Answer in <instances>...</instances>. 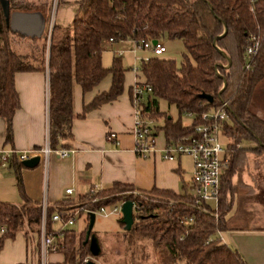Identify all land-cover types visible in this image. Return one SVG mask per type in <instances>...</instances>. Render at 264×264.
I'll return each instance as SVG.
<instances>
[{
    "label": "trees",
    "instance_id": "trees-1",
    "mask_svg": "<svg viewBox=\"0 0 264 264\" xmlns=\"http://www.w3.org/2000/svg\"><path fill=\"white\" fill-rule=\"evenodd\" d=\"M6 1L10 13L29 11L20 0ZM51 2L45 0L42 6L48 11L43 15L46 30ZM10 33L0 6V118L6 123L7 144L12 142V121L20 108L15 75L45 70L44 65L35 67L30 56L12 50ZM251 35L258 38L259 48L247 58L245 50ZM109 39L115 43L168 39L183 44L185 55L180 66L163 57L151 58L139 66L141 79L152 90L145 111L150 118L164 119L160 129L167 142L190 136L203 113L223 105L227 109L230 126H224L223 134L232 139L227 149L233 163L221 181L218 218L205 206L195 205L190 192L179 195L156 190L143 192L116 183L108 190L98 191L95 202L88 194L48 207L47 230L53 232L51 218L55 214L67 221L81 209L79 215L89 212L88 223L91 212L120 202H133L134 224L125 234L130 239L149 240L156 264H247L235 248L217 239L209 243L206 240L227 230L228 193L238 154L264 153V120L252 111L254 92L264 81V0H81L73 22L67 27L54 24L51 34L47 69L52 149H59L61 141L71 138L76 118H84L123 93L127 70L121 57H114L109 68L102 65ZM108 76L109 90L84 106L81 115H75L74 86L78 85L85 94ZM202 95L211 96L213 102L207 103ZM159 100L174 106L179 118L174 121L160 114ZM184 113L196 116L188 126L181 122ZM243 142L254 146L240 148ZM9 168L21 191L22 163L12 158ZM22 199L19 206L0 202V228L5 229L0 248L5 238H14L30 225L40 224L41 207L23 193ZM118 223L124 229L121 219ZM85 235V231L80 234L72 229L62 231L57 238L58 252L64 256L62 264H82L85 257L91 256Z\"/></svg>",
    "mask_w": 264,
    "mask_h": 264
},
{
    "label": "crops",
    "instance_id": "crops-1",
    "mask_svg": "<svg viewBox=\"0 0 264 264\" xmlns=\"http://www.w3.org/2000/svg\"><path fill=\"white\" fill-rule=\"evenodd\" d=\"M52 1L49 21L52 19L55 25L61 27L69 26L74 20L81 0ZM19 2H24L29 8V11L19 13H39L43 16L48 12L42 7L45 0ZM9 38L15 53L33 56L36 45L34 42H38L42 37L31 39L10 33ZM126 43L133 44L106 43V46ZM108 64L102 58L103 67L109 68ZM126 70L124 90L118 99L88 112L84 118H76L71 126V138L58 144L61 149L77 150L74 157L61 159L52 156L47 162L40 161L34 169L23 168L21 191L16 185L13 170L9 167L0 168L1 203L19 206L23 203V193V196L39 206L46 201L48 207H54L64 200H76L86 196L92 189L108 190L116 183L143 192L156 190L175 195L190 192L193 173L191 159L180 157L176 161H164L160 157V151L166 144L164 132L160 129L164 124L162 117L150 118L148 115L156 125L159 152L150 159H141L135 155L130 89L132 81L134 83L136 78L130 68ZM110 83L108 76L85 94L78 85L74 86V114L81 115L84 106L97 95L109 90ZM14 85L19 96L20 108L12 121V142L9 144L5 142L6 123L0 118V151L21 152L40 149L49 134L48 72L45 69L17 73ZM257 91L256 89L253 95L252 110L264 120V100L258 102ZM187 121V124L183 125L188 126L190 121ZM243 143L240 144V148L252 147L244 146ZM247 161L248 164L245 165ZM234 167L235 172L230 182L231 190L228 193L230 208L226 214L227 230L222 232V237L224 243L235 248L247 264H264V153H239ZM240 167L242 168L238 169ZM68 189L73 190L69 197L65 195ZM51 225L53 231L62 227L60 224ZM74 225L68 229L74 230ZM36 226L30 225L14 238L3 240L0 264H37L40 239L39 230H34ZM63 260L64 256L60 252L49 255V261L53 264H62Z\"/></svg>",
    "mask_w": 264,
    "mask_h": 264
},
{
    "label": "built area",
    "instance_id": "built-area-1",
    "mask_svg": "<svg viewBox=\"0 0 264 264\" xmlns=\"http://www.w3.org/2000/svg\"><path fill=\"white\" fill-rule=\"evenodd\" d=\"M54 23L51 19L47 26L46 34L48 43L51 40V34ZM112 45L115 42L112 39L107 41ZM133 50L129 51L133 54L135 62L146 63L151 58H162L166 53V47L160 40L132 42ZM259 48L258 38L254 35L249 36L248 46L245 50V57L250 58L256 54ZM143 53L142 57H138L137 53ZM125 51L118 50L115 52L116 57H122ZM48 72V69H46ZM135 76V81L131 86V108L133 118L132 135L134 138V153L138 158L150 159L159 152L157 148V129L155 122L148 117L145 111L148 98L152 94L151 88L141 79L140 70L135 65L130 68ZM184 118L192 123L195 115L192 113H184ZM230 121L228 111L223 105L218 109H211L200 116L199 123L193 127L192 134L176 141H166L164 148L160 151L161 159L164 161H176L180 157H189L193 165V173L191 179L190 195L193 202L197 206H205L207 211L211 212L215 219L218 218V202L221 188V181L226 175L231 165V155L227 148L221 143V137L224 136L223 128ZM225 137V136H224ZM77 150L71 149H52L49 142V134L46 136L43 146L40 149H32L27 151H0V168L9 167L12 158L17 162L30 160L38 157L40 161L47 162L49 158H68L74 157ZM98 191L90 190L89 197L96 201ZM73 194L72 189L65 191L67 197ZM124 202L117 203L110 207H102L93 214L108 217L116 215L121 217V206ZM41 220L39 224V253L37 264H53L49 261L51 253L58 252L57 238L62 236V231L72 227L80 212L77 210L73 217L67 221H63L59 215L55 214L51 218V224H60L59 230L49 232L47 230V209L46 201L41 203ZM108 210H110L108 212ZM135 210V205H134ZM89 212L84 211L87 216ZM191 221V219L189 220ZM5 229L0 228L3 234ZM217 239L224 243L222 232H217L213 237L206 240L209 243Z\"/></svg>",
    "mask_w": 264,
    "mask_h": 264
},
{
    "label": "rangeland",
    "instance_id": "rangeland-1",
    "mask_svg": "<svg viewBox=\"0 0 264 264\" xmlns=\"http://www.w3.org/2000/svg\"><path fill=\"white\" fill-rule=\"evenodd\" d=\"M53 4V1H52ZM51 4V8H52ZM10 39V38H9ZM162 42L166 47V53L163 58L167 60L174 61L177 66H180L183 61V56L185 55V49L183 44L178 40H168L163 39ZM35 52L33 56H30L34 62L35 67H43L47 69L50 43H48V36L44 32L42 38L38 42H34ZM134 45L131 43H126L124 45L118 46H106V50L102 54L103 61L111 65L113 57H115V52L118 50L125 51L123 58H121L122 66L125 69L132 68L135 65L137 68L140 66V62H135L133 54L129 51L133 50ZM138 57H142L143 53L138 52ZM129 74V72H128ZM131 76V75H130ZM127 77V76H126ZM126 82V78H125ZM133 84V81H132ZM131 84V85H132ZM258 102L261 103L264 100V81L257 86ZM253 111V110H252ZM159 112L165 113L168 117H173V119H178V112L174 106H170L165 101L159 102ZM182 124H187V120L182 116ZM227 125L230 126L228 122ZM225 136V137H224ZM221 137V143L224 148L232 143V139L228 134ZM246 143V144H245ZM243 145L254 146V143L244 142ZM230 153V151H229ZM231 155V165L228 172L231 169L233 163V157ZM248 164V161L245 165ZM242 167L238 168L241 169ZM227 172V173H228ZM226 173V174H227ZM136 194V193H134ZM110 210H108L109 212ZM121 217L116 215H111L108 217H102L99 215L95 216V222L93 226L92 233L99 239V244L101 247V253L98 257H94L93 260L96 264H156V258L152 250L151 242L147 239L138 238H128L125 231L120 228L118 220ZM75 225L73 229L77 231V234L81 232H86L87 228V218L85 214L77 216L75 219ZM34 230H39V225L34 227ZM81 230V231H80ZM85 237V236H84ZM91 259V256L84 258L82 264L86 260Z\"/></svg>",
    "mask_w": 264,
    "mask_h": 264
},
{
    "label": "water",
    "instance_id": "water-1",
    "mask_svg": "<svg viewBox=\"0 0 264 264\" xmlns=\"http://www.w3.org/2000/svg\"><path fill=\"white\" fill-rule=\"evenodd\" d=\"M0 6L5 17L6 26L13 34H18L22 37H28L31 39H40L45 30V20L39 13L27 14L19 12H9V4L6 0H0ZM156 41H153V45ZM201 98L207 103L211 104L213 98L211 96L202 95ZM40 163L38 157L26 160L22 162V166L26 169H34ZM121 221L124 225V231H130L134 224V203L124 202L121 206ZM95 222V214L90 213L88 226L85 235V243H88L91 259L85 261L84 264H96L93 260L94 257H98L101 253V247L99 239L92 233Z\"/></svg>",
    "mask_w": 264,
    "mask_h": 264
}]
</instances>
